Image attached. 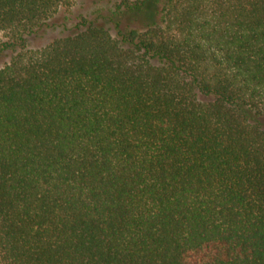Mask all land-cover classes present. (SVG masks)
<instances>
[{
	"label": "trees",
	"instance_id": "obj_1",
	"mask_svg": "<svg viewBox=\"0 0 264 264\" xmlns=\"http://www.w3.org/2000/svg\"><path fill=\"white\" fill-rule=\"evenodd\" d=\"M79 1L0 0V264H264V0Z\"/></svg>",
	"mask_w": 264,
	"mask_h": 264
},
{
	"label": "rangeland",
	"instance_id": "obj_2",
	"mask_svg": "<svg viewBox=\"0 0 264 264\" xmlns=\"http://www.w3.org/2000/svg\"><path fill=\"white\" fill-rule=\"evenodd\" d=\"M119 1L121 0H80L79 4L73 8V12L71 16L68 18L71 20L67 22V26L69 28L73 26L75 22L74 19H80L82 15L86 16L88 19H92L99 15L98 12H100L102 15L111 14L115 9V5ZM56 19H64V18H56ZM55 24H51L50 26L43 28L38 33L28 37L27 42L29 46L32 47L43 46L51 42L54 38L62 35V33L64 32L63 31L64 27L59 23H55ZM5 59H6L5 56L0 58V65L5 61ZM262 120H263V128H264V116L262 117Z\"/></svg>",
	"mask_w": 264,
	"mask_h": 264
}]
</instances>
